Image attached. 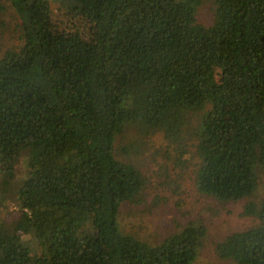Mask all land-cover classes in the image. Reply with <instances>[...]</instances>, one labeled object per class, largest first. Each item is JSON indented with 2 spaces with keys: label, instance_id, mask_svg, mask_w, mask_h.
Here are the masks:
<instances>
[{
  "label": "trees",
  "instance_id": "trees-1",
  "mask_svg": "<svg viewBox=\"0 0 264 264\" xmlns=\"http://www.w3.org/2000/svg\"><path fill=\"white\" fill-rule=\"evenodd\" d=\"M63 2L65 22L72 12L90 23L89 46L54 21L49 0H0L18 32L0 57V207L22 154L28 170L0 246L11 264H192L201 221L153 242L122 231V206L148 207L150 183L129 160L133 145L117 152L116 142L127 123L161 133L180 157L193 148L200 195L253 197L264 170V0ZM242 216L256 223L217 242L216 256L264 264V197Z\"/></svg>",
  "mask_w": 264,
  "mask_h": 264
},
{
  "label": "rangeland",
  "instance_id": "rangeland-1",
  "mask_svg": "<svg viewBox=\"0 0 264 264\" xmlns=\"http://www.w3.org/2000/svg\"><path fill=\"white\" fill-rule=\"evenodd\" d=\"M52 17L55 22L64 21L63 0H49ZM196 20L207 26L211 23L209 4L203 3L197 10ZM3 22V23H2ZM17 18L11 10L0 14V57L4 50L14 47L18 32H14ZM65 22V21H64ZM70 35L84 46L90 45V23L70 13V21L64 23ZM200 114L192 115L196 122ZM133 145L129 152V160L136 165L150 183L147 191L148 207H134L124 204L120 210L119 221L122 231L133 236L153 242L169 234L175 229V223L184 225L188 221H201L207 230L204 243L200 247L192 264H235L231 260H219L215 253L216 243L226 236L244 231L252 227L256 221L252 217L242 216L243 206L248 201L258 202L264 197V170L256 169L258 187L253 197L235 203L219 205L210 198L200 195L194 185L196 159L193 148L188 147V154L180 157L172 146L162 138L161 133H148L136 123H127L124 133L117 139V152ZM119 159L125 158L122 153ZM180 160V161H179ZM185 162V163H184ZM12 181L8 193H4L0 207V220L9 225L14 219L17 205L13 198L17 185L28 176L26 156L23 154L10 168ZM1 176V174H0ZM248 200V201H247ZM153 202H157L154 205ZM31 239L24 246L31 247ZM0 246V260L11 264L8 256Z\"/></svg>",
  "mask_w": 264,
  "mask_h": 264
}]
</instances>
